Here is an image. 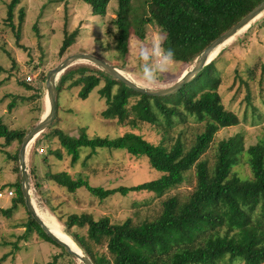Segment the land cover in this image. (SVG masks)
<instances>
[{
    "label": "rangeland",
    "instance_id": "374dc122",
    "mask_svg": "<svg viewBox=\"0 0 264 264\" xmlns=\"http://www.w3.org/2000/svg\"><path fill=\"white\" fill-rule=\"evenodd\" d=\"M7 2L0 0V117L10 128L26 129L41 118L46 110V89L45 82L39 81L38 73L49 71L67 55L90 53L112 65L122 64L123 68L119 69L141 85L139 76L143 62L138 56L139 46L150 45L157 38L163 39L161 30L146 20L148 0L130 2L133 32L124 59L117 57L114 49L115 27L112 20L117 0H109L104 16L92 14L90 6L82 0H23L21 4L26 7L25 24L20 40L16 41L15 30L5 22ZM75 30L78 31L76 42L60 55L59 48L65 31L72 33ZM221 50L215 59L221 78L218 92L225 109L235 113L239 122L220 128L199 161H205L211 171L219 142L232 136L240 147L232 171L241 178H248L251 171L247 148L257 142H264V11ZM191 66L173 62L166 72L159 74L157 83L149 87H168ZM81 70L102 78L86 98L79 97L80 86H71ZM101 71L90 62L78 61L59 76L58 84L62 77L66 81L58 93L57 117L43 131L44 136H39V143L34 149V142L31 143L26 155L27 169H33L29 172V179L38 213L50 228L58 234H66L70 239L72 237L65 232L63 223L70 214L88 213L94 219L107 216L111 223H121L130 218L132 222L139 223L158 216L162 200L166 197L176 195L180 200H185L197 184L194 165L184 174L183 182L161 194L141 189L126 195L117 192L100 199L85 187L70 192L48 177V173L66 171L73 179L81 177L91 186L111 189L137 185L154 180L162 174L151 166L144 154L135 156L124 148L97 147L92 150L89 146H81L78 159L72 162L71 155L60 141L47 137L55 129L72 137L85 132L91 138H115L126 133H136L153 144L162 143L166 147H170L180 137L184 149L203 130L204 123L188 113L184 114V120L175 117L170 126L161 115H158L155 123L143 121L134 108L137 96L129 98L124 120L103 118L100 113L106 104L97 91L106 78ZM27 76H31L32 80L26 81ZM21 81H25L32 89L25 88L20 84ZM36 87L41 90L38 92ZM116 87H113V91ZM8 93L18 97V107L13 113H7L6 105L10 98L4 95ZM19 96L26 99H19ZM18 147L17 141L5 147L3 139H0V191L5 195L13 191L12 195L0 198V207L11 206L16 197L13 184L20 178L19 165L17 171V162L6 153L13 154ZM40 148L43 149L41 153L38 151ZM28 218L23 203H17L10 216L0 213V264H82L34 231L27 239L21 238ZM259 219L257 224L261 226L262 218ZM70 231L83 237L95 257L104 259V264H113L106 239H101L99 243L88 239L87 225H74ZM55 255H58L57 259ZM217 264L245 263L239 259L230 261L225 258Z\"/></svg>",
    "mask_w": 264,
    "mask_h": 264
},
{
    "label": "trees",
    "instance_id": "16d2710c",
    "mask_svg": "<svg viewBox=\"0 0 264 264\" xmlns=\"http://www.w3.org/2000/svg\"><path fill=\"white\" fill-rule=\"evenodd\" d=\"M22 1L8 0L6 5L5 22L15 30L16 41L20 40L26 18V7L21 4ZM82 1L90 6L92 14L101 16L106 14L109 0ZM261 1L148 0L146 20L161 30L162 47L173 50L174 62L193 65L215 38ZM130 2L131 0H117L115 17L112 20L115 27L114 49L116 56L123 59L128 53L133 32ZM77 33V30L72 33L65 31L59 48L60 55L76 42ZM216 57L205 65L193 80L166 96L136 92L101 71L106 78L103 86L97 91L106 104V108L100 113L103 118L124 120L126 105L131 96L138 97L134 108L145 122L155 123L158 121V115H161L170 126L174 123L175 117L184 120V114L188 113L203 122L204 127L196 134L187 149H184L180 137L170 147H166L162 143L153 144L136 133H126L115 138L106 136L91 138L85 132L78 137H72L60 129H55L47 135L50 139L57 138L60 141L71 155L72 162L78 159V149L81 146H89L92 150L97 147L124 148L135 156L144 154L151 166L162 172L161 176L154 180L111 189L91 186L81 177L73 179L66 171L47 174L50 179L66 187L70 192L85 187L100 199L117 192L126 195L141 189L161 194L164 190L183 182L184 174L194 165L196 167L197 184L194 190L183 201L176 195L166 197L162 200L160 213L151 220L134 223L127 218L121 223H111L107 216L94 219L88 213L70 214L63 221L65 232L93 264H104L105 261L103 258L95 257L83 237L70 231L72 226L87 225V237L95 243L106 239L107 249L113 256V264H217L225 258L230 261L239 259L245 264L264 263V230L261 227H264V142H257L247 148L251 171L248 178H241L232 171L240 152L238 142L232 136L219 142L216 161L211 171L205 161H199L220 128L239 122L237 115L225 109L221 101L218 92L221 78L220 71L215 66ZM114 66L123 68L122 64ZM47 72L38 73L40 82H45ZM65 79L62 77L61 83H56L55 117L58 93ZM101 80L99 75L81 70L79 77L71 86H80L78 95L80 98H86ZM20 84L32 89L25 81H21ZM114 86H117L115 91ZM36 88L38 92L41 90L40 87ZM4 97L10 98L6 105L7 113H13L18 107L16 100L18 97L10 93ZM19 99L26 98L19 96ZM36 123L26 129H16L10 128L0 117V139H3L4 146L7 147L14 141L19 144L13 154L6 153L17 162V171L22 139ZM41 135L44 136L43 132L39 136ZM39 136L34 140L33 149L39 143ZM32 170L28 171V175ZM13 186L16 197H12L11 206L0 207V213L5 216H10L17 203H23L25 206L20 178ZM26 211L29 218L21 238L27 239L34 231L44 240L56 244L67 255L73 256L48 237L27 208ZM259 217L263 222L261 226L257 224ZM231 231L234 232L229 233ZM54 258L57 259L58 255Z\"/></svg>",
    "mask_w": 264,
    "mask_h": 264
},
{
    "label": "water",
    "instance_id": "95a60500",
    "mask_svg": "<svg viewBox=\"0 0 264 264\" xmlns=\"http://www.w3.org/2000/svg\"><path fill=\"white\" fill-rule=\"evenodd\" d=\"M264 11V0L259 2L253 9H251L247 14H245L241 19H239L233 26L228 30L223 32L217 38H215L201 53L199 58L196 60L188 70L184 71L175 83L168 87L163 88H151L144 87L128 75L124 71L115 67L114 65L106 62L100 57L90 54V53H73L64 57L60 62H58L53 68H51L46 75L45 89H46V99L48 103V108L46 112L41 116L38 122L26 133L23 137L19 152H18V165H19V175L21 190L24 197V203L31 214L33 219L41 226L43 231L48 237L53 241L63 246L69 253H71L76 259H78L82 264H93L91 259L82 252L72 250L69 245L59 239L48 227H46L43 221L38 217L37 211L34 206L33 198L31 195L30 179L28 175L26 155L28 149L32 142L45 130L47 129L56 115V83L59 76L72 64L78 61H87L93 65L99 67L110 77L122 82L130 89L151 96H166L173 94L178 91L183 85L193 80L198 72L208 63H210L219 53L221 48L232 40L236 35L242 33L250 26V24L256 20Z\"/></svg>",
    "mask_w": 264,
    "mask_h": 264
},
{
    "label": "clouds",
    "instance_id": "9594fccd",
    "mask_svg": "<svg viewBox=\"0 0 264 264\" xmlns=\"http://www.w3.org/2000/svg\"><path fill=\"white\" fill-rule=\"evenodd\" d=\"M138 56L143 62L139 79L146 88L157 83L159 74L166 72L174 62V52L162 47V38L139 46Z\"/></svg>",
    "mask_w": 264,
    "mask_h": 264
},
{
    "label": "bare ground",
    "instance_id": "6f19581e",
    "mask_svg": "<svg viewBox=\"0 0 264 264\" xmlns=\"http://www.w3.org/2000/svg\"><path fill=\"white\" fill-rule=\"evenodd\" d=\"M47 108H48V103H47V99H46V110H47ZM46 110H45V112H46ZM45 112H44V113H45ZM34 206H35V209H36V205H35V204H34ZM36 211H37V215H38V217L43 221V223H44V225H45L46 227H48L49 229H51V231H52V232H53V233H54L59 239H61L62 241L66 242L72 250L79 251V247H78V245L75 243V241H74L73 239H70L66 234H58L54 229L50 228V227L47 225L46 220H44V218H42V217L40 216V214L38 213V210H37V209H36ZM61 235H62V236H61Z\"/></svg>",
    "mask_w": 264,
    "mask_h": 264
},
{
    "label": "built area",
    "instance_id": "2783aa9c",
    "mask_svg": "<svg viewBox=\"0 0 264 264\" xmlns=\"http://www.w3.org/2000/svg\"><path fill=\"white\" fill-rule=\"evenodd\" d=\"M25 80H26V81H31L32 78H31V76H27ZM38 151H39V153H41V152L43 151V149L40 148V149H38ZM12 193H13V191H9L8 194L6 193V195H7V196H8V195L10 196V195H12ZM6 195H5V193H4L3 191H0V198H1V197H4V196H6Z\"/></svg>",
    "mask_w": 264,
    "mask_h": 264
}]
</instances>
